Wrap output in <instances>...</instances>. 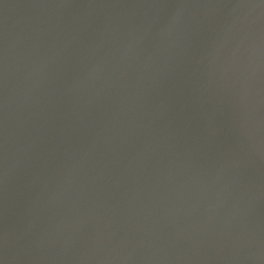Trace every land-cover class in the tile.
<instances>
[{
  "label": "water",
  "instance_id": "obj_1",
  "mask_svg": "<svg viewBox=\"0 0 264 264\" xmlns=\"http://www.w3.org/2000/svg\"><path fill=\"white\" fill-rule=\"evenodd\" d=\"M0 264H264V0H0Z\"/></svg>",
  "mask_w": 264,
  "mask_h": 264
}]
</instances>
